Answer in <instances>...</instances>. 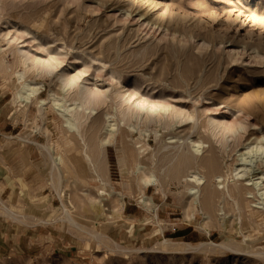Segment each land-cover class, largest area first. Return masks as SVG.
Wrapping results in <instances>:
<instances>
[{"label":"rangeland","instance_id":"obj_1","mask_svg":"<svg viewBox=\"0 0 264 264\" xmlns=\"http://www.w3.org/2000/svg\"><path fill=\"white\" fill-rule=\"evenodd\" d=\"M0 5V46L10 67L0 69V264H264V220L253 218L239 197L234 205L217 196L208 217L190 204L193 183L187 174L205 170L179 165L191 151L189 141L179 145L189 135V121L168 130L151 123L142 135L117 130L116 141L100 153V118L87 120L84 145L49 108L50 91L62 94L55 80L36 78L43 83L37 99H46V106L32 101L24 107L16 99L13 72L21 68L2 38L14 31L13 24L26 27L55 38L52 47L63 41L68 62L72 51L82 54L85 61L77 59L70 71H85L90 83L123 91L141 85L172 107L198 98L212 113L225 111L230 119L242 114L249 124L246 140L253 141L264 128V0H0ZM100 62L103 76L96 77ZM195 105L199 120L209 117L201 102ZM200 138L211 151L203 155L215 159V174L228 186H242L234 174L236 155L219 152L203 133ZM43 145H57L63 160L58 170ZM88 148L96 172L84 156ZM137 148H145L144 154ZM136 163L152 167L158 187L144 185ZM176 169L181 179L171 176ZM217 180L212 177L202 191L218 192ZM142 194L151 197L150 206L139 200ZM258 198L248 200L252 205ZM63 205L78 223L65 219Z\"/></svg>","mask_w":264,"mask_h":264},{"label":"bare ground","instance_id":"obj_2","mask_svg":"<svg viewBox=\"0 0 264 264\" xmlns=\"http://www.w3.org/2000/svg\"><path fill=\"white\" fill-rule=\"evenodd\" d=\"M1 18H3V15L0 14V19ZM6 22H8V20ZM12 28L14 31L11 29L7 30L2 34V38L7 41V48L12 52L14 63L18 64L21 68L14 71L13 74L16 78L15 83L17 88L15 96L16 99H19L22 106L27 107L32 101L37 103V105H39L38 107L42 105L46 106V104L49 103V108H52L60 116L62 119V125L66 130L80 139L84 145H87L84 140V133L89 129L88 126V129L85 130L87 120L90 118L95 120L100 118L99 120L103 125L102 128H104V138L101 140L99 139L100 142L97 146L100 153L104 150L103 148L105 145L116 141L117 130L125 134L133 131V129H137L142 135L143 132H147L148 125H152L151 123L161 126L164 130H168L173 129L177 124L189 121V135L184 138L179 145L181 146L185 144L186 141H189L191 151L189 152L188 157L184 156L182 158L179 165L184 163L205 170V174L199 173V171L196 170L190 171L189 174H187L189 181L193 183V185L188 188V193L191 197L190 204L192 206L199 205L201 210L204 209L206 213V211L208 212L207 207L211 208V205L217 196L222 198L223 202H225L226 199L234 201V205L235 203L238 205L237 198L239 197L240 202L242 201L244 205L241 204V207H246L253 218L261 219L262 221L264 220V128L260 129L259 134L253 138V141H247L246 133L249 124L246 117L242 114H236L235 112V117L230 119V116H228L225 111L220 112V114L212 113L213 109L211 106L203 103L202 99H195L197 103L201 102V107L204 108L202 114L206 111H210L211 113L208 118H201L199 120L195 101L183 100L172 107L171 102L168 99L153 95L151 90H148L147 92H144V90L142 91L141 85H135L123 91L121 89L113 88L109 90L108 87L110 83L104 85L96 84V82L90 83L89 79L84 76L85 71H77L76 73L70 71L71 66L76 63L77 59L80 58L84 60L82 54H77L75 51H72L74 58H69L70 62H68L67 55L70 51L64 46L65 44L63 41L55 47H52L50 43L54 42L55 38L52 39V41H49L46 36L39 34L35 30L26 27H18L16 24H13ZM29 38L36 42V45L28 41L27 39ZM44 51H48V55H44ZM0 53L2 54V58L0 57V69L2 67V70L7 71L10 67L4 59L6 50L1 48V46ZM100 68H105V63L100 62L96 67V70H98L95 74L96 77L103 76ZM109 76V81L115 79L113 70H110ZM44 77H49L51 81L55 80L62 91V94L59 96L50 91L49 95L51 98H48L50 99L48 100V103L46 102V99H37V95L41 92L40 90L43 83L41 81H36V78L41 79ZM118 121L123 124V127H121L122 124L118 123ZM99 130L100 129L96 128L95 132H98ZM152 133H155V135L158 136L157 130ZM202 133L217 144L216 147L219 152L221 151L226 155L231 152L236 155L234 174L237 180H240L242 186L239 185L240 187H237L236 184H234L233 187L228 186L230 184L227 183V179L222 178L221 175L215 174V170L217 169L215 159L211 158L212 155H203L210 150L208 145L206 149L205 141L200 138V134L202 135ZM173 137L174 136H170L168 139L171 140ZM67 142L69 141L67 140ZM172 143V141L168 142L169 145ZM56 147L54 145H43V148L48 152L53 168L58 170L63 164V160L61 154L55 152ZM87 150H83L84 156L89 162L90 170L96 172L97 169H95L90 155L91 150L90 148ZM138 150L140 151H138V154L141 155L144 154L145 148H140ZM102 158L104 157L102 156ZM135 166L137 172L139 171L141 173L142 176H140V179L145 186L150 184H156L157 187L159 186V179L150 165H147V167L143 163H138ZM185 167L187 168L189 166ZM173 170L171 171L173 174L171 176L181 179L180 175L183 168L182 171L176 169L177 172L175 174L173 173ZM228 170L229 169H227V171ZM105 174L103 175L105 176ZM214 176H216L217 179H220V181L217 180V185L222 184L220 190L217 192L218 188H216L217 190L211 189L208 193H204L202 187L207 188L209 181H211V178ZM227 176L229 177V175ZM171 179H173V177ZM100 180H102L101 182L104 181V183H106L105 177ZM207 182L208 184H206ZM53 187H56L55 190L57 189V185H54ZM58 194L60 197L63 196L61 190H58ZM104 194L110 196L112 193L106 192ZM255 194H257L260 199L258 198V200H254L251 205V200H248V198L251 196L255 198ZM139 200L147 206L152 204L151 197L146 194H142L141 199ZM92 206H95V204L92 203ZM63 207L64 209L62 208V210H64L66 215L65 219L72 222L71 225L74 224L76 221H73L68 212V208L65 205H63ZM101 207L103 206H100V208ZM209 211L212 212V209H209ZM100 213L103 212L100 211ZM208 213H206L205 217L209 216Z\"/></svg>","mask_w":264,"mask_h":264}]
</instances>
